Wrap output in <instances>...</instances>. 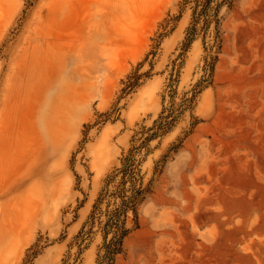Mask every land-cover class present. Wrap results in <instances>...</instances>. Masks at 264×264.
Instances as JSON below:
<instances>
[{
	"label": "rangeland",
	"instance_id": "rangeland-1",
	"mask_svg": "<svg viewBox=\"0 0 264 264\" xmlns=\"http://www.w3.org/2000/svg\"><path fill=\"white\" fill-rule=\"evenodd\" d=\"M194 4L0 0V264H97L131 151L115 264H264V0Z\"/></svg>",
	"mask_w": 264,
	"mask_h": 264
},
{
	"label": "trees",
	"instance_id": "trees-1",
	"mask_svg": "<svg viewBox=\"0 0 264 264\" xmlns=\"http://www.w3.org/2000/svg\"><path fill=\"white\" fill-rule=\"evenodd\" d=\"M194 1L193 20L188 29L185 46H188L195 38L199 30L198 24L201 21H204L203 28L205 30H208L214 21L216 23V30L219 32V26L221 24L220 10L224 4L231 6L233 3V0ZM138 172L139 168L136 164V157L133 151H131L123 160V165L116 169L115 173L107 180V185H109L121 174L118 189L112 192L114 196H119L121 201L119 205L107 212V219L103 225V243L98 252L97 264L116 263L117 255L123 250L124 239L130 231V228L126 226V217L130 209L134 211L135 219L138 221L137 205L145 198V188L137 184ZM128 182H131L130 187H127ZM128 189L131 191L130 193L127 192ZM101 200L102 196L99 198V201ZM95 206L98 207V203Z\"/></svg>",
	"mask_w": 264,
	"mask_h": 264
},
{
	"label": "bare ground",
	"instance_id": "bare-ground-1",
	"mask_svg": "<svg viewBox=\"0 0 264 264\" xmlns=\"http://www.w3.org/2000/svg\"><path fill=\"white\" fill-rule=\"evenodd\" d=\"M53 44H54V43H53ZM142 45H143V44H142ZM97 77H98V76H97ZM73 79H74V78H73ZM83 79H84V77H83ZM83 79H82V80H83ZM98 79H99V78H98ZM78 80H79V78H78ZM94 82L97 83V80H95ZM94 82H93V83H94ZM93 83H92V85H93ZM96 83H95V84H96ZM75 100H76V99H75ZM71 111H72V109H71ZM74 111H75V110H74ZM70 114H71V113H70ZM72 114H73V111H72ZM68 115H69V114H68ZM73 115H74V114H73ZM71 117H72V116H71ZM3 232H4V230H3ZM0 234H2V233H0ZM5 235H7V234H5ZM4 239H5V238H4ZM17 243H18V242H17ZM2 244H3V243H2ZM0 245H1V244H0ZM11 246H12V245H11ZM14 246H15V244L13 245V248H14ZM7 247H9V246H7ZM7 247H5V248H7ZM16 248H19L17 244H16ZM9 249H10V247H9ZM11 249H12V248H11ZM14 250H15V249H14ZM15 251H16V250H15ZM15 251H13V252L15 253ZM17 252H18V250H17ZM14 255H15V254H14Z\"/></svg>",
	"mask_w": 264,
	"mask_h": 264
}]
</instances>
